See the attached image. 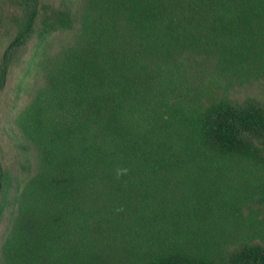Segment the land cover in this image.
<instances>
[{
	"label": "trees",
	"instance_id": "obj_1",
	"mask_svg": "<svg viewBox=\"0 0 264 264\" xmlns=\"http://www.w3.org/2000/svg\"><path fill=\"white\" fill-rule=\"evenodd\" d=\"M0 35V264H264V0H0Z\"/></svg>",
	"mask_w": 264,
	"mask_h": 264
},
{
	"label": "rangeland",
	"instance_id": "obj_2",
	"mask_svg": "<svg viewBox=\"0 0 264 264\" xmlns=\"http://www.w3.org/2000/svg\"><path fill=\"white\" fill-rule=\"evenodd\" d=\"M58 2L60 0H47ZM9 43V39L0 35V56L3 54ZM32 48V47H31ZM24 63L14 66L9 74L7 87L0 93V159L6 167L17 168L20 155L14 148L9 134L14 129L13 120L19 111V108L25 104V99H20L19 88L21 80H23ZM32 82V80H31ZM23 95V93H21ZM263 88L252 86L250 89H241L239 92H234L231 97L243 100L248 96H263ZM14 132V131H13ZM4 228L0 227V240Z\"/></svg>",
	"mask_w": 264,
	"mask_h": 264
}]
</instances>
